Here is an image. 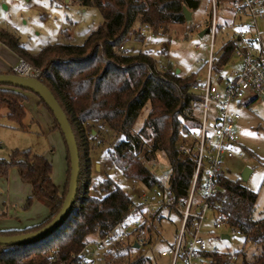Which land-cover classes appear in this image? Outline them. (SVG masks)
Instances as JSON below:
<instances>
[{
  "label": "trees",
  "instance_id": "trees-1",
  "mask_svg": "<svg viewBox=\"0 0 264 264\" xmlns=\"http://www.w3.org/2000/svg\"><path fill=\"white\" fill-rule=\"evenodd\" d=\"M68 1L84 8L95 7L104 19L83 45L49 44L38 54H32L18 36L0 29V43L40 71L38 80L50 89L63 108L77 140L81 161L77 201L65 222L38 242L0 246V264H79L77 256L84 248L97 238L110 235L130 212L140 210L141 201L135 202L111 177L94 182L92 157L98 145L107 146V157L125 178L150 190L157 187L158 182L146 163L164 153L170 166L171 193L177 206L186 202L191 189L196 165L179 154L177 143L186 129L185 121L194 99L192 88L199 81L197 73L183 76L171 64L162 70L151 52H135L126 45L131 41H148L150 35L143 32L146 26L152 38L168 37L172 26H186L187 37L194 27L186 21L184 8L193 15L200 8L201 0ZM228 1L217 0V5L223 8ZM166 50L164 44L161 52L164 54ZM220 53L215 63L216 71L232 56L233 45H226ZM8 73L15 74L13 70ZM27 93L0 85V117L4 114L23 130L28 128L23 125L27 117ZM39 101L53 117V129L61 133L53 113L42 100ZM148 105L149 113L141 128L136 130V122ZM67 162V182L60 193L52 180L53 166L47 158L23 152L13 155L11 161H0V173L6 174L10 167H15L21 181L31 187L27 205L36 201L49 211L45 220L31 227L0 229L1 236L36 232L52 221L64 204L69 186V152ZM257 201L258 193L249 190L241 179H233L222 171L219 190L212 201L215 226L224 224L227 229L241 230L244 245L255 244L256 251L250 258L243 250L211 252L207 254L208 264H228L232 255L237 257L234 264H264V212L255 217ZM179 216L181 218V214ZM155 221L149 227L145 246L151 242ZM142 247L137 248L131 238L127 242H117L103 254L98 264H150L151 259L139 252Z\"/></svg>",
  "mask_w": 264,
  "mask_h": 264
},
{
  "label": "rangeland",
  "instance_id": "rangeland-1",
  "mask_svg": "<svg viewBox=\"0 0 264 264\" xmlns=\"http://www.w3.org/2000/svg\"><path fill=\"white\" fill-rule=\"evenodd\" d=\"M210 11L209 0H201L200 8L193 13L192 22L189 24L194 30L188 32L187 37L186 26H172L168 37H153L145 43L131 41L126 47L135 52H151L160 65L171 64L180 70L183 76L197 73L198 80L205 82L207 72L197 64V60L200 56L207 59L208 50L207 45L201 50L194 47L201 42L195 32V26H204ZM221 11L219 8L222 21H231V13ZM103 22L101 13L95 7L84 8L68 0H0V29L18 36L32 54H38L49 44L83 45L89 34ZM164 44L167 45V50L163 54L161 51ZM230 70L229 67L225 72ZM37 71L40 74V71ZM217 86L219 87V84ZM26 95L27 117L23 122L24 126H28L26 130L4 114L0 117V161H11L13 155L23 152L47 158L53 166L52 180L62 193L68 171L66 143L60 131L53 129V117L39 104L37 96L29 92ZM149 109L148 105L142 111L135 125L136 130L143 125ZM234 109L241 116L237 124L240 139L236 147L240 157L226 160L223 167L233 179H242L245 169L251 171L248 180L242 183L249 190L258 193L254 215L259 217L264 212V104L256 101L249 106L245 104ZM148 142L151 144V140ZM106 152L105 145H98L93 151L94 182L111 177L135 202H140L142 195L154 199L157 187L150 190L139 182L125 178L122 172L113 166ZM146 165L156 176L161 173L170 174L169 162L164 153H159L156 160L147 162ZM31 193V187L21 181L17 168L10 167L6 174L0 173V229H25L48 217L49 211L43 204L34 201L30 206L27 205ZM154 227L151 242L139 252L151 259L150 264H171L172 259L166 252L169 246L174 245L181 230V218L175 211L163 208ZM201 235L211 251L217 249L220 253H234L243 250L247 258L256 251L251 243L244 245L242 238L232 236L229 229L216 228L212 212L207 215ZM222 235H229L230 239L223 240Z\"/></svg>",
  "mask_w": 264,
  "mask_h": 264
},
{
  "label": "built area",
  "instance_id": "built-area-1",
  "mask_svg": "<svg viewBox=\"0 0 264 264\" xmlns=\"http://www.w3.org/2000/svg\"><path fill=\"white\" fill-rule=\"evenodd\" d=\"M209 2L208 25L195 26L201 42L194 46L201 50L207 45L208 58L200 56L197 60V64L206 70L207 80L198 81L192 88L194 99L190 114L194 116L185 121L186 129L177 143L179 154L196 165L188 198L184 204L175 205L170 174H159L154 199L142 195L140 210L130 212L110 235L99 237L84 248L77 256L79 264H98L103 254L117 242H127L129 238L135 245L145 246L149 227L163 208L181 214V230L174 245L166 252L172 259L171 264H208V253H220L217 249L210 250L201 231L207 215L212 212L224 162L240 157L236 147L240 139L237 124L241 116L234 107L249 106L256 101L264 104V0L228 1L221 10L231 13V21H222L217 0ZM205 30L203 37H199ZM143 32L152 38L149 27H144ZM228 44L233 45L232 56L216 71V59ZM229 67L231 70L226 73ZM159 68L164 70L166 66L160 65ZM13 72L35 79L40 75L24 61H20ZM199 183L201 186L197 190ZM223 227L224 224L216 225L218 229ZM229 230L232 236L243 237L241 230ZM252 245L256 248L255 244ZM235 260V255L230 256L228 264H234Z\"/></svg>",
  "mask_w": 264,
  "mask_h": 264
},
{
  "label": "water",
  "instance_id": "water-1",
  "mask_svg": "<svg viewBox=\"0 0 264 264\" xmlns=\"http://www.w3.org/2000/svg\"><path fill=\"white\" fill-rule=\"evenodd\" d=\"M184 15L187 22H192V12L184 8ZM206 33V30L199 34V37H203ZM177 73H180V70H177ZM0 85L4 86H12L15 88H19L29 93L34 94L39 97L45 105L49 108V110L53 113L55 120L60 126L61 133L64 137V141L67 145L69 157H70V181L67 189L66 198L64 200V204L60 210V212L52 219V221L47 224L42 229L21 234L15 236H1L0 235V246L3 247H14V246H22L31 244L34 242H38L49 234L57 230L67 219L70 213L73 210V207L77 201V196L79 192V182L81 176V161L80 154L78 149L77 140L75 138L73 129L70 125V122L63 110V108L58 103L57 99L54 97L53 93L50 89L45 86L41 81L35 78L25 77L17 74H9L3 73L0 74ZM249 169H245L242 173V181L246 182L248 180ZM223 240H229V235H222ZM139 248L138 245H136Z\"/></svg>",
  "mask_w": 264,
  "mask_h": 264
},
{
  "label": "crops",
  "instance_id": "crops-1",
  "mask_svg": "<svg viewBox=\"0 0 264 264\" xmlns=\"http://www.w3.org/2000/svg\"><path fill=\"white\" fill-rule=\"evenodd\" d=\"M0 55V73H8L12 71L17 66V63L21 61L19 58L15 57V55L6 46L2 45L1 43Z\"/></svg>",
  "mask_w": 264,
  "mask_h": 264
}]
</instances>
